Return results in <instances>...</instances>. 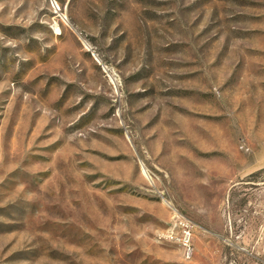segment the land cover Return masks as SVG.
Wrapping results in <instances>:
<instances>
[{"label":"rangeland","instance_id":"obj_1","mask_svg":"<svg viewBox=\"0 0 264 264\" xmlns=\"http://www.w3.org/2000/svg\"><path fill=\"white\" fill-rule=\"evenodd\" d=\"M262 146L264 0H0V264H264Z\"/></svg>","mask_w":264,"mask_h":264},{"label":"built area","instance_id":"obj_2","mask_svg":"<svg viewBox=\"0 0 264 264\" xmlns=\"http://www.w3.org/2000/svg\"><path fill=\"white\" fill-rule=\"evenodd\" d=\"M165 238L177 243L183 255L190 258L193 254V228L192 223L176 211L172 212L171 219L165 231Z\"/></svg>","mask_w":264,"mask_h":264},{"label":"crops","instance_id":"obj_3","mask_svg":"<svg viewBox=\"0 0 264 264\" xmlns=\"http://www.w3.org/2000/svg\"><path fill=\"white\" fill-rule=\"evenodd\" d=\"M257 164V168L264 167V146H262L261 150L258 152V155L254 157L253 163Z\"/></svg>","mask_w":264,"mask_h":264},{"label":"bare ground","instance_id":"obj_4","mask_svg":"<svg viewBox=\"0 0 264 264\" xmlns=\"http://www.w3.org/2000/svg\"><path fill=\"white\" fill-rule=\"evenodd\" d=\"M56 29H58V28H56Z\"/></svg>","mask_w":264,"mask_h":264}]
</instances>
